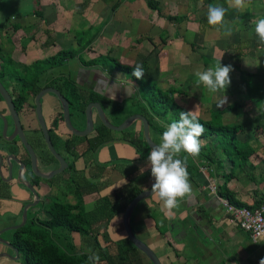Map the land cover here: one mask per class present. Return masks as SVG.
<instances>
[{"label":"crops","instance_id":"crops-1","mask_svg":"<svg viewBox=\"0 0 264 264\" xmlns=\"http://www.w3.org/2000/svg\"><path fill=\"white\" fill-rule=\"evenodd\" d=\"M148 1L0 0V55L8 53L12 65L26 73L38 62L51 61L47 68H37L33 75L43 77L32 80V85L58 86L64 91L80 92L83 97L87 95V100L101 104L114 125L131 114H141V106L139 83L115 68L113 60L132 69L142 64L145 74L141 80L154 83L179 106L202 118L208 119L210 112L239 103L242 106L224 112L221 121L242 128L239 137L255 149L250 157L255 169L239 173L228 182V187L238 200L248 204L264 197V96L261 92L263 98L257 101L246 93L250 83L264 88V48H258L254 31L255 21L264 18V0H250L244 12L228 9L225 20L233 28L231 37L207 23L208 5L227 8L226 0H151L153 8ZM220 60L222 65H232L234 69L223 105V93L210 95L202 85L196 86L194 76L197 69L214 66ZM106 61H110L111 68L106 67ZM3 68L6 67L0 61V71ZM15 72L2 71L8 83L17 86L18 82L8 76ZM45 97L49 99L46 94ZM93 110L96 128L100 122ZM95 128L84 142L71 143L76 149L80 147L79 151H65L73 155L75 163L71 175L64 178L74 179L67 185L73 197L80 184L88 182L97 187L83 195L85 211L95 210L108 201L114 213L106 229L101 228L99 233L117 241L126 236L122 215L129 199L124 196L116 202L115 193L130 183L142 186V190L152 186L150 169L143 175L139 173L151 149L141 157L129 142L133 133L142 134L139 120L117 136L106 132L107 142L97 149ZM149 132L159 144L160 137L151 129ZM62 139L57 138L60 146ZM88 143L93 148L88 149ZM220 159L227 172L229 162L223 156ZM210 173L211 168L200 161L190 178L191 197L183 200L171 217L165 216L161 205L151 196L139 201L130 217L134 235L154 251L161 264H260L264 243L252 241L247 232L228 220L218 197L208 187L210 180L219 182L220 178ZM10 189L11 198L24 205L34 200L30 192L15 185ZM47 189L40 184L39 203L45 199ZM1 198L0 205L4 199ZM71 236L77 248L87 252L92 249L90 236L77 232ZM99 239L102 246L107 244L100 236ZM147 260L144 257L143 262L148 264Z\"/></svg>","mask_w":264,"mask_h":264},{"label":"trees","instance_id":"trees-1","mask_svg":"<svg viewBox=\"0 0 264 264\" xmlns=\"http://www.w3.org/2000/svg\"><path fill=\"white\" fill-rule=\"evenodd\" d=\"M148 5L154 7L151 0L148 1ZM113 65L118 70L132 76L133 69L131 67L121 65L116 60H113ZM132 77L137 80L140 87L147 86L145 96L138 99L141 106L140 111L147 118L151 131L161 138L166 126L173 121H177L180 112H187V110L169 98L154 83H146L141 79ZM262 78L264 84V73ZM35 91V89H32L30 92L35 94ZM261 92L264 96L262 85L250 83L246 87V93L250 97L257 98V101L263 98L260 95ZM25 96L27 97V93ZM76 99H78L77 96ZM140 100H143V102ZM85 105L86 101L79 100V111L83 112ZM241 106L239 103H233L221 109H216L210 112L208 119L198 116L199 122L205 129L200 137L202 147L198 157L187 156V171L189 177L192 178L200 161H204L211 168L210 174L220 178L217 182L218 196L226 198L229 203L236 207L254 208L264 203V197L248 204L238 200L235 193L228 187V182L233 177H237L239 173L252 172L255 169L250 161L255 149L248 141L239 137L242 128L238 125L224 124L221 121V115L224 112L235 110ZM95 129L96 136L94 139L96 144L94 146L92 143H88V149L93 148V146L94 149H97L108 140L106 132L111 131L101 123ZM129 142L137 149L141 157H143L145 151H150L147 143L142 138V134L138 132L131 135ZM186 155L182 153L180 158H184ZM220 156H223L229 162L230 167L227 172L223 169ZM76 187V201L74 203L52 201L46 208L47 216L45 219H41L36 215L28 224L26 222L20 228L10 229L11 238L9 241L12 248L17 249L22 264H89L88 255L90 252L83 251L74 245L72 232H77L82 236H90L92 240L91 252L97 253L100 261H104L106 264H145L143 259L146 256L134 246L127 236L113 241L108 239L105 233L100 235L99 230L101 228L106 229L114 213L108 201L103 202L92 211L87 212L83 209V195L96 190L97 187L88 182ZM142 189V186L130 183L117 191L114 199L117 202L121 197L127 196L131 200ZM123 207L124 205L121 206L122 209ZM99 236L104 242H107L106 245L102 246ZM147 261L148 264H152L149 260Z\"/></svg>","mask_w":264,"mask_h":264},{"label":"flooded vegetation","instance_id":"flooded-vegetation-1","mask_svg":"<svg viewBox=\"0 0 264 264\" xmlns=\"http://www.w3.org/2000/svg\"><path fill=\"white\" fill-rule=\"evenodd\" d=\"M32 75L33 74H31V80H29V82H28V80H24V78L21 79L15 73H12V74L9 73L8 76H10V78L12 80H15L16 82H18L17 86H14V85H10L8 83V81L6 82V79H5L6 75H3L2 71H0V82L5 87V89L7 90V92L9 93V95L11 97L12 103L14 105V108H15V111L17 114L18 127H19L16 129L14 128L15 123L11 119L10 112H9L4 100L0 96V105L2 106V109H0V116L3 115L7 119V130L4 134L3 133L4 123L0 117V162H1V164H0V196L4 199L5 198L11 199L10 185L11 186L17 185L18 183L20 184V186L18 184V186L21 187L20 189H23V190L29 192L27 187L25 185L21 184V181L17 177L18 173H20V175L25 180L30 182V184L37 190V192H38V188H39L40 184L47 186V188H48L47 189V195L41 203L42 204H49L50 200L48 197L51 194H53L54 190H56V189L58 190V188L67 187V185H71V183L74 182V179L71 176L64 178L68 174L71 175V171L74 170V163H75L74 160H72L73 155L70 156V154H68L67 152L79 151L81 148L79 147V149L78 148L76 149L74 147L75 144L71 145L72 140H71L70 135H74V134H72L66 128L64 121H63V117H62L61 104H60L59 100L57 99V97L52 94L58 101L59 109L53 102L48 103L47 109H48V112L50 115V121L48 124H46V122H45V125L47 127V131H48L49 137L51 139L52 145L54 147V150L56 152L61 151V150H59V148H60V149H62V151H67L66 157L61 156L65 160L67 165L60 173L55 174L51 178H48V179H44L42 177L35 175L32 168L30 169V156L28 154L29 150L26 147V145L22 139V136L25 139L26 143L30 146V148L34 152V154L36 156V163H37V158H39V156H40L41 164L45 170V171H41V172L47 173V172H50L52 170L59 168V166H60L58 159L54 157V155L50 152L49 148L47 147V145L44 141L43 135H42V140L38 135V128L41 131L39 123L36 126L34 124V120H33L34 118H37L36 111H35V96L40 90L44 89L45 87H49V86L34 87L31 83V81L32 80L39 81L42 79L43 76L41 74L40 75L36 74V75H33V77H35V78L32 79ZM23 76H26V75L23 74ZM5 82L7 84H5ZM50 87H53V86H50ZM55 87L58 88L59 91L68 100L70 121H71L73 127L77 128V129L79 128L77 126V121H78L79 123L82 124V127L79 130L84 129V127H85V115H84V111L83 112L79 111L78 101L79 100L86 101L85 107L87 106L88 103L97 102V101L87 100L86 99L87 95H85L83 97L80 94V92H74V91L71 92V91H66V90L64 91V90L60 89L58 86H54V88ZM32 89L36 90L35 94H31L30 91ZM26 93H27V97L25 96ZM45 94L46 93H44L40 97V104H42L41 98ZM76 96L78 97V99H76ZM22 97H23V99H21ZM71 109H72V112H71ZM84 110H85V108H84ZM58 120H60L62 122L67 133L62 131L61 127H58L59 126ZM98 120H99V118H98ZM99 122L101 123L100 120H99ZM94 128H95V125H94ZM41 134H42V131H41ZM61 135H64V136H61ZM55 137L56 138H58V137L64 138L61 140V142H62L61 147L60 146L58 147L54 143L53 139ZM86 145H87L86 147H88V144H86ZM87 150L88 149L85 148V151H87ZM81 151H84V150H81ZM21 163L23 164V166L20 165ZM9 166H11L12 168L10 169ZM28 170H29V172H28L29 175H27ZM44 180H46V181L48 180L50 183L49 182H48L49 184L43 183ZM38 207H39V210L36 211L37 217L41 211L45 212V214L47 215V209L43 208V205L39 206V202H38Z\"/></svg>","mask_w":264,"mask_h":264},{"label":"clouds","instance_id":"clouds-1","mask_svg":"<svg viewBox=\"0 0 264 264\" xmlns=\"http://www.w3.org/2000/svg\"><path fill=\"white\" fill-rule=\"evenodd\" d=\"M226 3L227 8L219 4L208 5L207 23L213 30L217 32L223 30V35L231 37L233 28L225 20L228 9L244 12L249 7L250 0H226ZM254 31L258 37V48H264V18L255 21ZM233 70L232 65H222L220 60L214 66L197 69L194 72L195 84L197 87L202 85L213 96L222 92L223 105L227 100L224 93L231 84L230 73ZM144 74L142 64H137L133 68L132 76L136 79H142ZM204 131V126L199 122L195 111L180 112L179 119L166 126L160 138L161 142L151 147L146 165L139 168L141 175L146 169H150L154 181L150 196L161 205V211L167 217L174 215V210L180 207V203L193 193L186 160L187 156L196 158L200 155L202 147L200 137ZM182 153L187 155L180 158ZM89 252V264H101L99 255L91 250ZM260 264H264V259Z\"/></svg>","mask_w":264,"mask_h":264},{"label":"water","instance_id":"water-1","mask_svg":"<svg viewBox=\"0 0 264 264\" xmlns=\"http://www.w3.org/2000/svg\"><path fill=\"white\" fill-rule=\"evenodd\" d=\"M44 93H51L57 97V99L59 100L61 107H62V117H63L64 124H65L66 128L72 134H74L76 136H86L93 130L94 121H93L92 112H93V109H95L97 112V116H98L99 120L101 121V123L110 130L122 131V130L128 128L133 123V121L139 120L142 124L143 139L147 143L148 147L151 149L152 146L157 144L150 137L149 123H148L147 118L144 115L134 113V114H131L128 117H126L119 125H114L106 117V115L103 111V108L101 107V104L99 102H90L85 107V110H84L85 127H84V129L79 130V129L73 127V125L70 121L69 104H68V100L66 99V97H64V95L58 89H56L54 87H45L44 89L40 90L35 96V111H36L37 120H38L39 126L41 128L44 141H45L47 147L49 148L50 152L54 155L55 158L58 159L60 166H59V168L52 170L50 172H47V173L41 172L37 167L36 156H35L34 152L30 148V146L26 143L25 139L22 136V139H23L26 147L29 150L28 154L30 156L31 168H32L33 172L35 173V175H37L39 177H42L44 179L51 178L53 175L60 173L67 165L65 160L54 150V147L52 145L51 139H50L48 131H47V127L45 125V121H44L42 113H41L40 97ZM0 96L4 100L8 110L10 112L11 119L15 123L14 128L15 129L19 128L18 127L17 114L15 111L14 105L12 103L11 97H10L9 93L7 92V90L5 89V87L1 84V82H0ZM0 117L4 123L3 133L5 134V132L7 130V119L3 115ZM0 164H1V162H0ZM20 165L23 166L22 163ZM9 167H10V169L12 168L11 166H9ZM17 177L21 181V184H23L27 187L29 192L32 194L34 200H32L31 202H29L23 206L22 214H21L22 215L21 222L18 225H13V226H9V227H5L4 229H1L0 234L5 230L17 229V228H20L21 226H23L26 223L27 210L29 207L34 209V211L39 210V207H38L39 193L30 184L29 181L25 180L20 175V173H18ZM150 195H151V187L148 189H144V190L140 191L135 197H133L131 200H129V202L127 203V205L123 211L122 224H123V228H124V231L126 233V236L134 244V246L138 250H140L148 258V260L152 264H161L159 258L156 256L154 251L148 245H146L144 242H142L140 239H138L134 235V233L131 229V225H130V217H131V214H132L134 207L137 205V203L139 201H141L144 198L149 197ZM2 241L5 242L4 240H2ZM7 243L11 246L10 242H7ZM13 251H14V257L16 259H18L17 249L13 248Z\"/></svg>","mask_w":264,"mask_h":264},{"label":"rangeland","instance_id":"rangeland-1","mask_svg":"<svg viewBox=\"0 0 264 264\" xmlns=\"http://www.w3.org/2000/svg\"><path fill=\"white\" fill-rule=\"evenodd\" d=\"M0 57H2V60H0L1 64L3 65V67L7 68V69L5 68L4 70H9V72L16 71L15 74L17 76H19L21 79L24 78V80H28V82H29V80H31V74H34L35 72H37V70H38L37 68H41V67L47 68L49 63L51 62V61H49V62L48 61L38 62L34 66H31V68H28L29 70H27L28 72L26 73V72L22 71V69L19 68L18 66L12 65L13 62L11 63L9 61L10 55L8 53H1ZM110 64H111L110 61H106V63H105L107 68H109V67L111 68ZM24 73H26L27 75L23 76ZM123 75L126 76L124 73H123ZM34 78L35 77H33V75H32V79H34ZM6 82H7V80H6ZM6 82H5V84H7ZM146 90H147V86L140 87V85H139L138 92H139L141 99H142V97L145 96ZM46 95L49 97V99H46L45 95L41 98V102H42L41 112H42V116H43L46 124H48L50 121V115H49V112L47 109L48 103L53 102L58 107V109H59V105H58L57 99L51 93H46ZM71 112H72V109H71ZM33 120H34V124L37 126V124H38L37 118H34ZM97 123H98V120H95V124H97ZM58 124H59L58 127H61L62 131L67 133L65 128H64V125L62 124V122L60 120H58ZM77 126L79 127L78 129H80L82 127V124L77 121ZM126 130H129V129L127 128ZM110 133L112 136H117L120 134V131L111 130ZM38 135L42 140V134H41V131L39 130V128H38ZM70 137H71L73 144L82 143V142H84V139H85V136L70 135ZM53 140H54V143L59 147L60 145L57 142V138L55 137ZM59 150H61V151H57V152L60 154V156L66 157V152L62 151V149H60V148H59ZM37 167L40 171H45L44 167L41 164L40 156H39V158H37ZM30 169H31V164H30ZM28 172H29V170L27 171V175H29ZM48 182H49L48 180L43 181V183H48ZM18 184L15 185V187L21 188V187H19L20 184H19V186H18ZM10 188H11V185H10ZM12 190H13V188H12ZM71 191H72V189L69 186L64 187V188H58V190L57 189L54 190L53 194H51L48 197L50 200L49 204H51L52 201L74 203L76 201V197L72 196ZM12 199L13 198L2 199V205H0V230L4 229L5 227L18 225L21 222V217H22L21 214H22V208H23L24 204L21 201H18L16 199L12 200ZM49 204L39 203V206L43 205V208H47L49 206ZM85 208H86V206L83 204V209H85ZM36 215L37 214H35V211H31L30 209L27 210V217H26L27 224L29 222H31V219L33 217H35ZM46 216L47 215L45 214V212L41 211L39 213L38 217L41 219H45ZM10 238H11V230H5L0 234V264H22L21 257L18 255V259H16L14 257V251H13L12 245L10 246L7 243V242H10L9 241ZM2 240H4L5 242H3Z\"/></svg>","mask_w":264,"mask_h":264},{"label":"built area","instance_id":"built-area-1","mask_svg":"<svg viewBox=\"0 0 264 264\" xmlns=\"http://www.w3.org/2000/svg\"><path fill=\"white\" fill-rule=\"evenodd\" d=\"M208 187L210 192L218 197L228 215V220L247 232L252 241L264 243V203L254 208H239L229 203L226 198L217 195V182L215 180H210Z\"/></svg>","mask_w":264,"mask_h":264}]
</instances>
